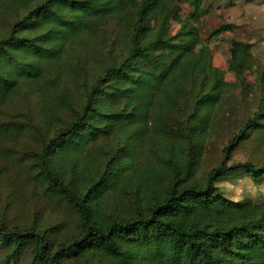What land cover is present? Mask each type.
<instances>
[{
  "label": "trees",
  "instance_id": "16d2710c",
  "mask_svg": "<svg viewBox=\"0 0 264 264\" xmlns=\"http://www.w3.org/2000/svg\"><path fill=\"white\" fill-rule=\"evenodd\" d=\"M170 7L169 0H143L137 9L133 0H0V114L20 94L36 101L43 131L33 178L44 196L77 218V232L58 242L51 227L9 228L0 217V252L7 251L0 264H24L29 249L30 264H264V203L234 201L216 187L241 174L255 185L264 181V163L225 164L234 146L264 132V97L224 147L222 162L197 176L204 134L219 123L224 75L204 46L189 52L161 36ZM112 22L121 29L103 49L109 64L87 80L80 101L60 98L71 112L64 122L50 113L40 88L46 86L53 99L57 88L67 87L59 72L48 75L44 67L61 59L66 46ZM179 36L199 44L188 31ZM238 49L244 50L233 43L231 54ZM181 92L186 100L179 107L172 99ZM29 124L0 119V137H26L36 130ZM146 125L185 143L179 152L167 146L160 166L145 171L159 191L149 199L141 195L131 155L114 167L112 157L98 164L82 160L76 170L61 162L113 127H133L136 135ZM129 145L123 141L118 148ZM116 187L131 194L124 212L115 201L110 210L104 207Z\"/></svg>",
  "mask_w": 264,
  "mask_h": 264
},
{
  "label": "rangeland",
  "instance_id": "374dc122",
  "mask_svg": "<svg viewBox=\"0 0 264 264\" xmlns=\"http://www.w3.org/2000/svg\"><path fill=\"white\" fill-rule=\"evenodd\" d=\"M169 1L173 7L166 12L161 22V36L171 43L183 44L189 52H199L204 46L211 58L212 66L222 71L224 75L223 85L226 92L223 102L217 109L219 123L214 132L206 131L204 134L203 152L197 160L196 175L201 177L222 162L224 147L252 118L257 105L264 97V2ZM142 2L143 0H133L134 8H139ZM151 26L155 27V21H151ZM120 29L119 24L112 22L96 36L90 38L84 36L76 41L74 47L66 46L61 59L45 65V72L48 75L55 71L57 74L59 72L60 83L67 87L66 91L57 88L53 99L51 91L46 86L40 88L41 93L50 100L51 114L63 119L64 122L70 119L71 112L60 98L71 96L80 101L79 95L87 80L100 68L109 64L103 49ZM185 31L197 38L199 44L191 45L188 39L179 36ZM233 43L244 50L238 49L235 55H232L230 51ZM25 96L18 95L14 103L8 105V109L0 114L1 120L24 123L29 120L32 122L29 125L36 127V130L34 128L32 131L28 130L26 137L23 138L11 137L6 140L0 137V217L6 219L9 228L38 230L51 227L49 233L54 231L55 240L59 242L77 232V218L74 212L44 196L33 178L36 173L34 152L39 150L38 133L43 131V120L36 101ZM163 100L165 104L167 101ZM168 100L170 101V98ZM185 100V93L181 92L174 96L172 103H177L176 105L180 107ZM152 106L153 109L158 107L156 103ZM123 141H129L131 145L119 150V144ZM184 145L182 141H171L164 131H158L150 125L143 126L136 135L133 127L118 126L111 128L110 134L105 132V135L89 142L87 146L81 148L82 150L79 149V152L73 151L65 155L61 162L67 168L76 170L82 160L98 164L101 159L112 157L114 167L120 165V160L131 155L134 162L132 170L139 177L138 187L141 195L144 199H149L159 191L145 179V171L151 166L156 168L160 166L159 157L167 146H174L179 152ZM237 163H251L256 166L264 163L263 131H254L245 141L234 146L225 164L230 166ZM216 187L231 200L264 203V181L255 185L246 174L221 180ZM112 195L104 202V207L110 210L115 201L119 211H126L131 194L127 196L116 187ZM29 251L30 249L25 255L24 264L31 262ZM6 254V250L1 251L0 257L3 258Z\"/></svg>",
  "mask_w": 264,
  "mask_h": 264
}]
</instances>
